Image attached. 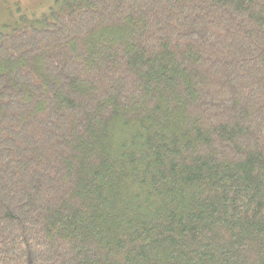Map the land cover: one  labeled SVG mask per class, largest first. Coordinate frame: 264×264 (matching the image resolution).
<instances>
[{
    "label": "trees",
    "instance_id": "obj_1",
    "mask_svg": "<svg viewBox=\"0 0 264 264\" xmlns=\"http://www.w3.org/2000/svg\"><path fill=\"white\" fill-rule=\"evenodd\" d=\"M0 32V264H264V0H52Z\"/></svg>",
    "mask_w": 264,
    "mask_h": 264
},
{
    "label": "rangeland",
    "instance_id": "obj_2",
    "mask_svg": "<svg viewBox=\"0 0 264 264\" xmlns=\"http://www.w3.org/2000/svg\"><path fill=\"white\" fill-rule=\"evenodd\" d=\"M51 2L52 0H0V32L7 29L6 22L16 21L21 15L30 17V14L37 13Z\"/></svg>",
    "mask_w": 264,
    "mask_h": 264
}]
</instances>
